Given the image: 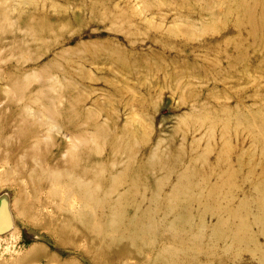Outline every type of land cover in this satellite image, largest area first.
<instances>
[{
	"label": "rangeland",
	"instance_id": "obj_1",
	"mask_svg": "<svg viewBox=\"0 0 264 264\" xmlns=\"http://www.w3.org/2000/svg\"><path fill=\"white\" fill-rule=\"evenodd\" d=\"M0 264H264V0H0Z\"/></svg>",
	"mask_w": 264,
	"mask_h": 264
}]
</instances>
